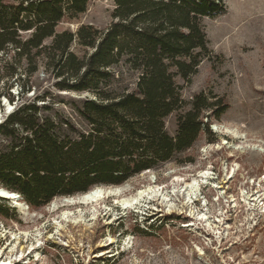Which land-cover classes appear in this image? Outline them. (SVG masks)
I'll return each mask as SVG.
<instances>
[{
  "label": "rangeland",
  "instance_id": "rangeland-1",
  "mask_svg": "<svg viewBox=\"0 0 264 264\" xmlns=\"http://www.w3.org/2000/svg\"><path fill=\"white\" fill-rule=\"evenodd\" d=\"M40 1L0 0L5 7ZM220 1L224 13L201 20L209 56L188 83H178L187 104L203 92L209 101L224 98L226 112L208 120L211 137L202 133L190 150L123 183L129 190L122 198L148 187L167 192L174 204L171 210L160 201L122 209L114 198L52 210L51 202L60 197L38 209L28 207L27 214L21 215L10 201L0 199L2 260L11 264H264V214L251 215L247 207L254 204L248 200L257 198L264 207V0ZM114 9L111 0H90L85 13L62 20L55 29L75 33L84 25L104 30ZM72 51L82 56L76 45ZM2 61H15L13 52L0 55L1 120L6 104L12 111L35 104L52 121H70L79 130H88L73 105L82 96L56 90L55 80L41 65L29 77L21 63L18 76L10 79ZM135 79L124 71L117 90H132ZM176 115L164 120L170 136L175 135ZM205 172L210 180L186 198L185 184L201 181ZM135 212L151 217L137 219ZM202 214L207 221L197 220Z\"/></svg>",
  "mask_w": 264,
  "mask_h": 264
},
{
  "label": "trees",
  "instance_id": "trees-1",
  "mask_svg": "<svg viewBox=\"0 0 264 264\" xmlns=\"http://www.w3.org/2000/svg\"><path fill=\"white\" fill-rule=\"evenodd\" d=\"M89 1L0 2V55L12 51L15 59L2 61L6 76L17 77L24 63L30 77L41 65L56 90L83 97L73 105L88 127L52 121L35 104L18 107L0 124V187L31 209L122 185L171 162L202 133L211 137L208 120L228 108L224 98L209 101L203 92L187 104L178 83H188L209 56L201 20L224 13L220 0H111L115 9L104 30L82 25L75 33L56 31L62 20L85 13ZM124 71L135 83L118 91ZM174 113L170 136L164 120Z\"/></svg>",
  "mask_w": 264,
  "mask_h": 264
},
{
  "label": "bare ground",
  "instance_id": "bare-ground-1",
  "mask_svg": "<svg viewBox=\"0 0 264 264\" xmlns=\"http://www.w3.org/2000/svg\"><path fill=\"white\" fill-rule=\"evenodd\" d=\"M7 110L11 109V106L6 104ZM1 112H0V120H1ZM144 173V172H143ZM234 174V170L232 172ZM145 174V173H144ZM201 181L197 179H192L189 184H185V190L183 192L186 198H191V195H194L200 188L201 184H207L210 180V174L208 172L200 174ZM153 180V179H152ZM264 180V179H263ZM158 188V187H156ZM156 188L148 187L144 190L138 191L133 197L130 198H122V195L129 190L128 184H123L121 186L115 187H94L86 193L75 195L72 197H62L61 199L54 200L51 202L52 210H56L61 207H71V206H86L97 203L99 201H103L108 198L117 199L116 201L122 209L136 208L141 207L143 203H150L160 201L161 204H166L168 210H171L173 207V203H171L170 195L163 191L159 192ZM163 190V189H162ZM264 194V193H263ZM178 197V195H175ZM0 198L4 200L10 201L12 207L18 210L21 215H25L28 212L27 205L21 200L19 195L15 192L8 191L2 187H0ZM248 199V198H247ZM148 200V201H146ZM260 199L248 200V202H254V204H247L249 211H251V215H262L264 214L263 204H258ZM246 201V200H245ZM244 201V203H245ZM246 204V203H245ZM252 205V206H251ZM261 205V206H260ZM66 213L63 214L65 217ZM197 220L207 221V217L205 214L198 215ZM60 227V226H59ZM0 264H11L10 261H4L0 258Z\"/></svg>",
  "mask_w": 264,
  "mask_h": 264
},
{
  "label": "water",
  "instance_id": "water-1",
  "mask_svg": "<svg viewBox=\"0 0 264 264\" xmlns=\"http://www.w3.org/2000/svg\"><path fill=\"white\" fill-rule=\"evenodd\" d=\"M13 111L12 110H6V113H5V117L2 119V120H0V124L5 120V118L9 115V114H11ZM20 197V196H19ZM28 207V206H27Z\"/></svg>",
  "mask_w": 264,
  "mask_h": 264
}]
</instances>
